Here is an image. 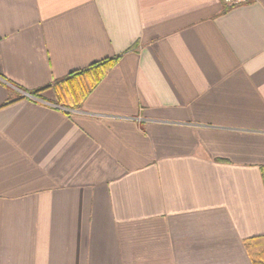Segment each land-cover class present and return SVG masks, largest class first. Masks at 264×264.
<instances>
[{"label":"crops","instance_id":"crops-1","mask_svg":"<svg viewBox=\"0 0 264 264\" xmlns=\"http://www.w3.org/2000/svg\"><path fill=\"white\" fill-rule=\"evenodd\" d=\"M262 234L264 0H0V264H252Z\"/></svg>","mask_w":264,"mask_h":264},{"label":"trees","instance_id":"trees-1","mask_svg":"<svg viewBox=\"0 0 264 264\" xmlns=\"http://www.w3.org/2000/svg\"><path fill=\"white\" fill-rule=\"evenodd\" d=\"M119 57L120 55L100 60L86 69L74 71L65 78L55 80L48 87H54L56 102L64 107L78 108ZM34 93L38 94V91ZM245 245L252 264H264V234L248 238Z\"/></svg>","mask_w":264,"mask_h":264},{"label":"built area","instance_id":"built-area-1","mask_svg":"<svg viewBox=\"0 0 264 264\" xmlns=\"http://www.w3.org/2000/svg\"><path fill=\"white\" fill-rule=\"evenodd\" d=\"M225 1L228 2L231 5H235V4L252 2V1H256V0H225Z\"/></svg>","mask_w":264,"mask_h":264}]
</instances>
